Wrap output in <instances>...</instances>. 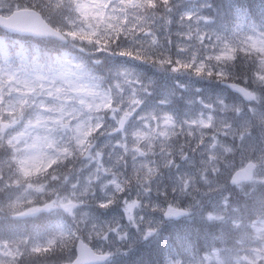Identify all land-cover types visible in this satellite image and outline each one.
Returning a JSON list of instances; mask_svg holds the SVG:
<instances>
[{
	"label": "snow or ice",
	"instance_id": "1",
	"mask_svg": "<svg viewBox=\"0 0 264 264\" xmlns=\"http://www.w3.org/2000/svg\"><path fill=\"white\" fill-rule=\"evenodd\" d=\"M0 264H264V0H0Z\"/></svg>",
	"mask_w": 264,
	"mask_h": 264
}]
</instances>
